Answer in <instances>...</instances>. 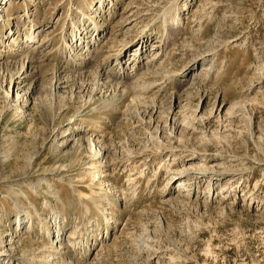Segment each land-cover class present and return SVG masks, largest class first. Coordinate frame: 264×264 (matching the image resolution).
<instances>
[{"label": "rangeland", "instance_id": "obj_1", "mask_svg": "<svg viewBox=\"0 0 264 264\" xmlns=\"http://www.w3.org/2000/svg\"><path fill=\"white\" fill-rule=\"evenodd\" d=\"M0 264H264V0H0Z\"/></svg>", "mask_w": 264, "mask_h": 264}, {"label": "bare ground", "instance_id": "obj_2", "mask_svg": "<svg viewBox=\"0 0 264 264\" xmlns=\"http://www.w3.org/2000/svg\"><path fill=\"white\" fill-rule=\"evenodd\" d=\"M174 30H175V28H170L169 29V27H166V30H165V33H164V36L163 37H160L158 40H155V41H153L154 43H153V45H152V47L153 48H151V49H153L154 50V55H152L151 57H149V60L148 61H150V62H153V60H156L158 57H159V55H161V53H162V51H163V49H162V47H163V44H165L166 42H165V40L170 36V34H172L173 32H174ZM38 29H36V31H31L30 33H29V36H28V39H30L29 41H31L32 39H34V34H35V32L36 33H38ZM78 38V37H77ZM170 38V37H169ZM77 40V39H76ZM28 41V42H29ZM169 41V40H168ZM143 41L140 43V45L138 46V51H137V49H134V51H133V57L134 58H132L131 59V62H133L134 63V65L133 66H131V68L133 67V70L135 71V72H137V70H139V69H142V71L140 72V74L139 75H137L136 77H134V79H131V80H129V81H127V80H125V79H127V78H129V74L126 72L125 74H124V76L122 77V79H119V80H117V75H122L123 74V72L125 71H123V67L121 68V66H122V62H121V60L120 61H118L115 65H119L120 67H118V69H120V70H122V73L121 72H119V70L117 69L116 71H114L112 74L115 76V81L114 82H110L109 80H108V78H107V80H105V81H103L101 84H100V86L99 87H107V86H109V87H113L114 88V90H119L120 88H122V91L123 90H126V93H128L129 91L130 92H136V90L137 91H141V90H146V89H148L149 87H150V84L151 83H153V82H149V80H148V78L150 77V76H152V75H155V72L154 71H152V70H150L149 69V65H147L146 64V66L144 67V68H141V66L139 65L140 64V60H139V55H141V51H142V46H143ZM171 45V43H167L166 44V48H168L169 46ZM164 48V47H163ZM137 58V59H136ZM89 59V58H88ZM147 61V62H148ZM146 62V63H147ZM122 63V64H121ZM88 67V66H87ZM117 67H115V69H116ZM126 67H124V69H125ZM95 74H94V77H93V80H94V84H97V85H99L98 84V81H100V72H99V69L97 70H95V72H94ZM57 74V73H56ZM77 74H79V73H77ZM82 74V73H81ZM80 74V75H81ZM88 74V73H87ZM138 74V73H137ZM110 75V74H109ZM67 77H72V78H75V75L73 74H70V76H67ZM109 77V76H108ZM60 78H62V77H60ZM82 79H84V81L82 82V85L85 87L86 85H88L87 83V79H88V77L87 78H82ZM96 80V81H95ZM113 80V79H112ZM110 83H109V82ZM139 81V82H138ZM92 82V81H91ZM146 82V83H145ZM161 82V81H160ZM85 83V84H84ZM144 84V85H143ZM84 87H83V89H84ZM111 87V88H112ZM95 89V88H94ZM98 89V88H97ZM132 90V91H131ZM91 91H93V87H92V90ZM121 91V92H122ZM115 92V91H114ZM138 92V93H139ZM137 94V93H136ZM140 94V93H139ZM132 95V94H131ZM133 96V95H132ZM91 99V98H90ZM133 99H135L136 101H138V99H141L138 95L137 96H134V98ZM183 109V108H182ZM184 110V109H183ZM151 114V113H150ZM187 124V123H186ZM179 125H175V123H173V126H171V128H170V131H171V133H174L175 134V130H176V128L178 127ZM158 129H159V126H155V130L156 131H158ZM163 130H162V128H160V132H162ZM183 131V130H182ZM157 133V132H156ZM165 134V133H164ZM180 134V133H179ZM162 135H163V132H162ZM161 135V136H162ZM164 137V136H163ZM101 145V144H100ZM97 146H99V145H97ZM96 146V147H97ZM158 146V145H157ZM156 146V147H157ZM94 147V146H93ZM102 149H104L103 151H102ZM95 153H94V155L95 156H97V158H104V157H106L105 156V153L106 154H108L109 152H108V146H105V145H103V146H99L98 147V149L97 150H95L94 151ZM94 156V157H95ZM99 161H100V159H99ZM64 166V165H63ZM198 170L199 171H201V169H199L198 168ZM206 170V169H205ZM95 176L97 175L98 176V174H94ZM94 176V177H95ZM96 178V177H95ZM97 179V178H96ZM182 180H180V182H181ZM12 193H14V192H12ZM81 197V196H80ZM87 197V196H86ZM85 197V198H86ZM89 199V198H88ZM86 205V204H85Z\"/></svg>", "mask_w": 264, "mask_h": 264}]
</instances>
